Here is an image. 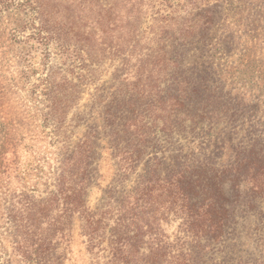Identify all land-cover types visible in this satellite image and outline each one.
<instances>
[{
    "label": "trees",
    "instance_id": "16d2710c",
    "mask_svg": "<svg viewBox=\"0 0 264 264\" xmlns=\"http://www.w3.org/2000/svg\"><path fill=\"white\" fill-rule=\"evenodd\" d=\"M246 9L260 16L264 0H0V22L13 13L12 38L47 67L29 91L32 117L60 142L92 84L101 117L22 177L1 122L0 264H65L75 214L93 264H264V106L252 104L264 55L247 44L254 30L235 31ZM236 41L245 50L233 60ZM51 46L80 73L50 66ZM107 147L116 179L91 206Z\"/></svg>",
    "mask_w": 264,
    "mask_h": 264
},
{
    "label": "rangeland",
    "instance_id": "374dc122",
    "mask_svg": "<svg viewBox=\"0 0 264 264\" xmlns=\"http://www.w3.org/2000/svg\"><path fill=\"white\" fill-rule=\"evenodd\" d=\"M252 12L249 9L243 11L244 20L242 19L240 25H234L235 31L245 33L247 30H254L257 36L254 42L249 41L247 44L252 46L255 43V47L258 48L257 53L264 55V9L258 11L260 16L249 15ZM12 17H15L13 13L6 14V17L0 22V127L1 122L8 123L11 131L15 133V139L19 144L18 163L21 167L17 174L22 177L24 172L35 173L37 166L42 163L44 164L43 167H48L51 158L55 157L63 146L72 148L88 128V125L101 123V117L98 109L90 107L91 91H94V84L88 87L81 101L79 98L71 107L63 125L64 136L58 138L61 139L60 142L50 133L51 127L43 126L40 117H32L38 102L35 97H30L29 91L32 85L38 81L37 79L47 71V67L44 65L41 50L34 51L30 49V44L15 41L12 38L10 34V29L13 27ZM244 41L240 43L236 41L232 45L228 55L230 59L236 60L244 52ZM50 49V66L69 69L73 75L80 73V62L76 57L59 54L53 46ZM24 69L33 70L30 79L22 73ZM109 75L108 72L103 74L99 82L98 80L96 82L103 83ZM255 81L259 88V91L257 90L255 93L260 95V100L255 98V103H252L254 109L264 106V65L256 75ZM47 132L49 133L48 136L46 135ZM2 133L3 130L1 129V138H3ZM26 145L28 147H25ZM115 174L116 167L111 157V150L108 147L104 148L98 161L97 176L89 191L88 199L91 206L99 202L106 186L114 183ZM35 181V175H32V178L27 180L26 188L32 189ZM128 183L129 181L125 182V184ZM14 184L20 187L21 182L15 178ZM36 188L38 189L37 193L45 190L42 183H39ZM3 191L5 190L3 189ZM10 193L11 191L8 190L7 194ZM7 204L8 198L2 194L0 197V242L6 234L4 224L6 220L3 213ZM80 223L79 215H73L65 264H93L84 237L81 235Z\"/></svg>",
    "mask_w": 264,
    "mask_h": 264
}]
</instances>
